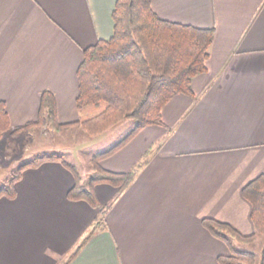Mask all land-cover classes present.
I'll return each instance as SVG.
<instances>
[{
    "label": "crops",
    "instance_id": "obj_1",
    "mask_svg": "<svg viewBox=\"0 0 264 264\" xmlns=\"http://www.w3.org/2000/svg\"><path fill=\"white\" fill-rule=\"evenodd\" d=\"M116 1L0 0V99L12 127L38 118L46 89L60 122L78 120L77 68L86 46L113 35ZM151 5L216 29L195 95L175 94L162 124L102 160L124 172L153 150L125 189L95 185L99 205L68 197L76 178L56 158L23 169L15 196H0V264H221L230 248L203 218L254 231L242 188L264 172V0Z\"/></svg>",
    "mask_w": 264,
    "mask_h": 264
},
{
    "label": "trees",
    "instance_id": "obj_2",
    "mask_svg": "<svg viewBox=\"0 0 264 264\" xmlns=\"http://www.w3.org/2000/svg\"><path fill=\"white\" fill-rule=\"evenodd\" d=\"M151 3L152 0H117L112 12L113 35L84 48V59L77 68L80 91L76 106L82 114L80 119L60 122L56 96L46 89L40 94L38 118L12 128L6 101L0 99V139L6 134L19 136L42 126L61 131L78 125L97 135L129 118L135 120L133 129L110 148L92 154V172L87 183L81 180L76 164L56 153H43L21 164L10 181L0 187V196H15V184L23 169L55 158L75 175L68 197L84 199L92 205L100 202L95 191L97 183L107 182L122 190L134 180L153 150L145 151L142 159L124 172L107 169L102 160L140 128L162 124L163 108L175 94L195 95L193 79L208 70L206 62L216 32L214 26L197 27L159 17ZM242 193L251 203L252 233L244 234L231 223L210 216L203 218V224L230 248V253L218 256L221 264H264V245L259 257L255 251L239 247L264 235V172L244 184Z\"/></svg>",
    "mask_w": 264,
    "mask_h": 264
},
{
    "label": "rangeland",
    "instance_id": "obj_3",
    "mask_svg": "<svg viewBox=\"0 0 264 264\" xmlns=\"http://www.w3.org/2000/svg\"><path fill=\"white\" fill-rule=\"evenodd\" d=\"M81 117L80 113L79 119ZM134 126L135 120L129 118L97 135L89 134L78 125L66 127L61 131L42 126L19 136L6 134L0 139V187L10 181L12 173L20 164L48 152L56 153L76 164L81 180L87 183L92 172L90 161L92 154L110 148L125 137ZM262 245H264L263 234L259 235L256 241L241 244L239 247L253 250L259 257Z\"/></svg>",
    "mask_w": 264,
    "mask_h": 264
}]
</instances>
